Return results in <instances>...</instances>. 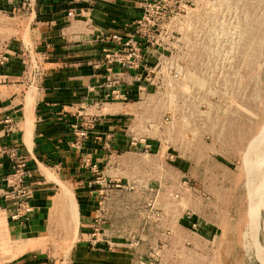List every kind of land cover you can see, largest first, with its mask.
<instances>
[{
  "label": "rangeland",
  "instance_id": "obj_1",
  "mask_svg": "<svg viewBox=\"0 0 264 264\" xmlns=\"http://www.w3.org/2000/svg\"><path fill=\"white\" fill-rule=\"evenodd\" d=\"M154 17L126 122L139 148L108 182L119 264H264V0H163Z\"/></svg>",
  "mask_w": 264,
  "mask_h": 264
},
{
  "label": "crops",
  "instance_id": "obj_2",
  "mask_svg": "<svg viewBox=\"0 0 264 264\" xmlns=\"http://www.w3.org/2000/svg\"><path fill=\"white\" fill-rule=\"evenodd\" d=\"M143 14L141 0H0V150L28 160L35 187L27 218L0 209V264H119L129 254L121 193L108 182L139 148L126 128L138 90L135 72L109 76L104 55ZM113 76L128 99L107 98ZM11 171L0 156V175Z\"/></svg>",
  "mask_w": 264,
  "mask_h": 264
},
{
  "label": "built area",
  "instance_id": "obj_3",
  "mask_svg": "<svg viewBox=\"0 0 264 264\" xmlns=\"http://www.w3.org/2000/svg\"><path fill=\"white\" fill-rule=\"evenodd\" d=\"M91 1V0H80ZM144 14L142 19H137L132 31L127 35L115 33L111 35L114 46L105 49L104 64L109 73H117L116 69L122 71L135 72L134 77L137 88L140 77V70L144 68L143 62L147 58L149 50L146 42L150 37L155 36L161 19L154 17L156 8L161 7L163 0H141ZM4 58L0 61L3 62ZM119 76L109 77L107 85L111 88L106 96L109 100H126L128 94L121 91L118 86L122 83ZM139 93V91H138ZM139 95V94H138ZM11 119H6V122ZM131 144L137 145L136 138L133 137ZM151 144H147L150 147ZM0 156H8L12 162V171L6 175H0V209H9V217L12 221H21L28 217L32 212L33 206L31 199L34 193V184L29 181L32 176V170L28 160L19 156L15 147H3L0 150Z\"/></svg>",
  "mask_w": 264,
  "mask_h": 264
}]
</instances>
